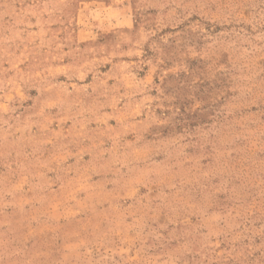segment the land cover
Segmentation results:
<instances>
[{
	"label": "rangeland",
	"instance_id": "374dc122",
	"mask_svg": "<svg viewBox=\"0 0 264 264\" xmlns=\"http://www.w3.org/2000/svg\"><path fill=\"white\" fill-rule=\"evenodd\" d=\"M0 264H264V0H0Z\"/></svg>",
	"mask_w": 264,
	"mask_h": 264
}]
</instances>
